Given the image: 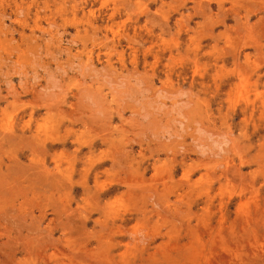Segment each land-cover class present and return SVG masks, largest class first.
I'll return each mask as SVG.
<instances>
[{"label":"rangeland","instance_id":"1","mask_svg":"<svg viewBox=\"0 0 264 264\" xmlns=\"http://www.w3.org/2000/svg\"><path fill=\"white\" fill-rule=\"evenodd\" d=\"M0 264H264V0H0Z\"/></svg>","mask_w":264,"mask_h":264}]
</instances>
